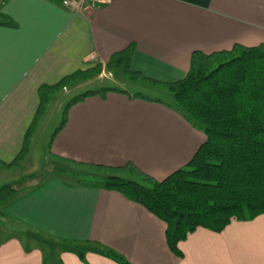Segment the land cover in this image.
Instances as JSON below:
<instances>
[{
	"label": "crops",
	"instance_id": "0c3cea01",
	"mask_svg": "<svg viewBox=\"0 0 264 264\" xmlns=\"http://www.w3.org/2000/svg\"><path fill=\"white\" fill-rule=\"evenodd\" d=\"M2 18L16 28L0 26V162L9 164L19 154L40 87L99 65L98 76L69 87L98 83L94 89L115 87L130 95L110 92L72 106L51 143L59 123L46 132L41 152L58 161L132 163L158 181L187 164L205 136L164 105L173 104L171 96L158 99L164 103L132 98L114 75L123 66L106 68L111 56L133 45L131 71L163 84L185 77L194 52L264 45V0H108L88 12L54 0H6ZM46 115L47 108L24 161L34 153ZM2 212L19 232L0 226V264H50L44 247L52 243L61 251L59 264H118L98 253L80 258L71 251L85 244L111 250L129 264H264V214L233 221L219 233L198 229L179 243L177 257L166 243V225L118 192L50 176L16 194Z\"/></svg>",
	"mask_w": 264,
	"mask_h": 264
},
{
	"label": "trees",
	"instance_id": "16d2710c",
	"mask_svg": "<svg viewBox=\"0 0 264 264\" xmlns=\"http://www.w3.org/2000/svg\"><path fill=\"white\" fill-rule=\"evenodd\" d=\"M0 26L16 28L8 18H2ZM133 51L134 47L130 45L113 54L106 68L114 71L123 66V73L129 80L161 86L169 91L173 104L164 105L173 107L193 128L201 131L204 142L187 164L160 181L144 174L132 163L108 167L59 159L87 166L95 172L113 174L93 184L73 185L118 192L141 205L166 225L168 248L175 256L182 257L179 243L198 229L219 233L233 221H251L264 214V45L235 44L229 50L211 54L194 52L185 77L163 84L131 71ZM101 69L98 65L66 76L53 86L40 87L38 110L25 134L22 148L11 163L0 162V167L15 169L24 162L52 95L98 76ZM110 92L130 95L119 88L103 87L85 91L68 101L50 143L65 126L72 106L89 97L105 98ZM131 97L164 103L141 93ZM126 172L136 175L140 182L118 176ZM16 192L12 185L0 187V206L9 203ZM71 251L80 258L85 252H94L118 264H129L111 250L87 244Z\"/></svg>",
	"mask_w": 264,
	"mask_h": 264
},
{
	"label": "rangeland",
	"instance_id": "374dc122",
	"mask_svg": "<svg viewBox=\"0 0 264 264\" xmlns=\"http://www.w3.org/2000/svg\"><path fill=\"white\" fill-rule=\"evenodd\" d=\"M114 75L119 80L118 82L121 83L120 87H123L132 93L139 92L146 96L150 95L151 98L153 97L156 99L169 100L166 96H171L172 98L171 93L165 89H151L141 84L137 85L134 82L132 83L127 77H124L121 68L120 70L114 71ZM95 84L90 83L81 86L75 85L69 87L68 91H59L49 98L46 120L42 123L43 126L40 127L42 129L36 138V145L32 157L29 160L24 161L19 167H17V169L0 170V187L4 185H12L16 188V194H23L42 183L50 176H55L63 182L73 185L76 183L93 184L102 181L105 177L113 175L109 172H95L87 166H78L68 162L58 161L51 156L47 158L45 157L47 156V153L45 154L44 150L43 153L41 152L42 140L44 146L45 141H47L48 136H46V132L51 131V134L53 129L57 126L66 103L80 93L94 89ZM104 85L111 86L113 84L105 82ZM170 100L173 102V98ZM187 123L191 125L189 122ZM118 176H121L124 179L140 182V179L136 175L128 174L127 172L119 174ZM2 210L3 206H0V212H2ZM0 226L13 233L19 232L17 231L18 229L12 227L6 216H0ZM60 252L61 251L58 250L53 243L44 247L45 258L50 264H59L58 260L60 258Z\"/></svg>",
	"mask_w": 264,
	"mask_h": 264
},
{
	"label": "built area",
	"instance_id": "2783aa9c",
	"mask_svg": "<svg viewBox=\"0 0 264 264\" xmlns=\"http://www.w3.org/2000/svg\"><path fill=\"white\" fill-rule=\"evenodd\" d=\"M6 0H0L3 3ZM108 0H62L61 5L75 11H89L98 5L105 4Z\"/></svg>",
	"mask_w": 264,
	"mask_h": 264
}]
</instances>
